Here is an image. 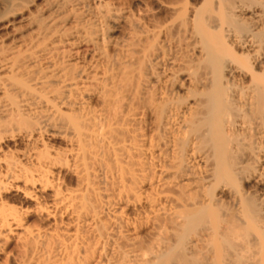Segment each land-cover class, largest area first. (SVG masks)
<instances>
[{
  "label": "bare ground",
  "instance_id": "bare-ground-1",
  "mask_svg": "<svg viewBox=\"0 0 264 264\" xmlns=\"http://www.w3.org/2000/svg\"><path fill=\"white\" fill-rule=\"evenodd\" d=\"M168 2L181 5V51L155 41L142 54L153 68L179 64L147 94L163 156L152 232L142 237L125 213L142 199L146 138L125 95L134 46L85 69L54 51L22 65L3 56L0 255L12 242L16 251L0 264H264V0ZM19 139L24 149L5 147Z\"/></svg>",
  "mask_w": 264,
  "mask_h": 264
},
{
  "label": "rangeland",
  "instance_id": "rangeland-1",
  "mask_svg": "<svg viewBox=\"0 0 264 264\" xmlns=\"http://www.w3.org/2000/svg\"><path fill=\"white\" fill-rule=\"evenodd\" d=\"M7 1L8 0H0V16L7 10L6 7L8 8V10H12L11 7H13V11L8 12L9 14L5 13L4 15H2L3 17H0V60H4L6 58V60H9H7V62H11L12 60L14 62L11 63L22 65L29 63V61L34 62L33 60L36 61V59L37 61H39L41 57L43 59L49 53L51 55L54 51V55H56V57H59V59L65 60L67 62L69 61L68 63L73 61V64H76L78 67H84L85 65V69L90 67L93 63L95 64L96 62L97 64L100 63V66H102L101 64L105 66L106 62H103L105 61V59L103 58L105 57V55H108L109 53L111 54L109 56H116L117 53L119 54V56L124 57L126 54L124 55L123 52L125 51L124 53L127 52V54H129V49L130 51H132V48L130 47L134 46L133 51L135 52V56L132 58V60L134 59V62L132 72L129 75V78L127 80L128 82H126L125 85V95L127 97V102L129 101V103H132L131 105L134 104V106H132V108H134L132 112L137 113L135 114V121L137 123L139 122L138 125L142 127V129H144V132L146 133L144 137L146 138H143L142 136L139 137L142 138V140H139L140 143L145 144L141 145V148L143 150H140L141 148L139 149V151L136 150L137 154H139V158H141L140 162L143 165L141 169L139 168L140 166L136 167L143 171H140L134 166V168L139 171L138 174H142L138 177H141V179L139 180L142 181L141 183H138L141 184L142 199L139 200V202L135 200L136 203L130 202L126 206V208H124L127 217L132 222H135L139 225L141 223L140 227L142 228H139L140 235L144 238H147L152 232V223H150V225L147 218L148 216L153 215L151 210L153 209V205L157 203L155 199L158 197L156 195V185L154 183H157V181L159 180L161 176L160 171H162L163 169V166L159 165L161 164L163 158L160 147L158 145L159 142H155L158 140L151 138V135L153 137L154 133V126H152V121L154 119L150 110L151 106L149 108V105H151V103L147 102L150 100V96L148 95H150L149 91H151L153 85L162 87V84H164L163 82L165 80L174 79L176 76L175 69L179 67V64H176L178 65L176 67V65L168 62L165 66L166 68L170 67L171 69H166L165 66H162L163 64H166V62H164L163 64L161 63V65L159 64L160 66L158 65V69L156 68L157 66L153 68L152 66H150L151 64H148L150 62H148V60L144 58L143 55L145 54V52L143 51L146 47H149L148 45L154 43L155 41L156 45L158 43V45L160 46L164 45L165 47L167 46V48L171 47L172 51L173 47L175 46V44L173 46V43H176L175 47L177 49L174 47L175 51H181L182 47L180 45L183 41L181 42L180 40L183 38L181 37L180 40L178 39L179 35L177 28L178 22L180 21L177 19V13H179L180 9L178 10V8H180L181 5L179 4L172 6L171 4H168L169 0H22L20 5L17 4L15 6L16 9H14L15 7L11 6L13 2L10 5V2H8V4ZM100 18L102 20H100ZM91 23L93 26L95 25L94 29L97 25L95 34L93 32V28V30H91L93 34H90L89 32ZM153 34L155 36H153ZM170 34H172V36ZM137 42L138 44H140L137 45ZM177 42L179 43V45ZM130 44L132 45L130 46ZM142 45H145V47H143ZM123 47H125V50L123 49ZM103 52H105L104 55ZM177 53L175 52V55ZM43 54L45 55V57H43ZM178 56L181 57V53H179ZM146 63L148 64L147 66ZM156 69L157 71H154ZM165 69L167 73L165 72ZM151 70L153 71L150 72ZM170 70H172V72ZM158 72H160V75H162L163 81H159ZM142 75L146 77L143 79ZM185 75V72L177 73V77L179 76L180 79ZM92 101L93 103H97V95L94 94ZM44 140L45 142L50 143L49 145H54L53 147L56 148L66 147V143H64V140H62L58 136L52 137L50 133H46L44 135ZM151 141H154V144L151 143ZM148 144H150L149 147ZM151 144L155 146L153 147V150ZM6 146L11 148L12 150H16L17 148L20 151V149L22 150L25 148L26 143H23V141L19 139V141L17 140L16 142H8L5 147ZM136 158L138 160V157ZM62 176L65 175L61 174V177ZM66 176H68V178H71V176L69 175ZM8 197L17 204L22 200L21 197L14 191H12L10 194L8 193ZM153 201L155 202L153 203ZM25 204L26 206L28 205L30 207L33 206V203L31 201ZM39 218L40 217H38V215L32 214L31 223H40ZM14 251H16V245L14 242H12L8 246L7 252L9 253ZM7 252L0 255V261L2 263L6 261Z\"/></svg>",
  "mask_w": 264,
  "mask_h": 264
}]
</instances>
